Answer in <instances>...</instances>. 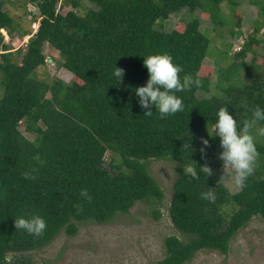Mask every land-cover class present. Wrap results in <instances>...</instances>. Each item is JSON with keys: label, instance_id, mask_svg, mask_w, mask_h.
Segmentation results:
<instances>
[{"label": "trees", "instance_id": "16d2710c", "mask_svg": "<svg viewBox=\"0 0 264 264\" xmlns=\"http://www.w3.org/2000/svg\"><path fill=\"white\" fill-rule=\"evenodd\" d=\"M22 1L39 10V28L25 48L13 52L6 38L18 27L0 0V264H33L27 254L64 232L76 236L81 224L111 223L140 202L161 206L165 195L149 171L153 160L179 169L169 217L181 237L165 239V257L157 264H186L203 250L227 256L241 229L254 218L264 220V137L256 139L253 174L233 194L225 184L231 175L218 156L219 138L208 131L220 107H228L240 122L251 120L257 105L264 108V66L256 62L264 49L259 36L264 0L255 2L259 17L239 50L229 57L233 44L226 41L224 51H217L218 66L233 62L219 69L221 94L208 99L204 94L211 93L214 68L205 62L215 53L214 41L201 31L199 19L182 18L171 31L164 24L200 9L213 21L240 27L238 0ZM225 3L227 16L220 13ZM46 44L73 74L71 84L38 77L51 59ZM157 53L173 57L183 70L181 78L199 80L198 86L176 93L184 110L163 118L155 108L146 115L132 91L148 79L141 56ZM248 55L253 59L245 64ZM114 66L124 70L119 83ZM22 125L33 140L20 131ZM260 127L264 121L254 123L251 134L257 136ZM202 138L209 140L203 153ZM190 159L208 166L211 174L193 179L184 173ZM25 172L34 178L26 179ZM81 189L92 199L81 196ZM208 191L214 199L204 198ZM32 215L46 221L41 236L15 229L14 219ZM161 218L156 210L154 219Z\"/></svg>", "mask_w": 264, "mask_h": 264}, {"label": "rangeland", "instance_id": "374dc122", "mask_svg": "<svg viewBox=\"0 0 264 264\" xmlns=\"http://www.w3.org/2000/svg\"><path fill=\"white\" fill-rule=\"evenodd\" d=\"M4 1L5 11L14 19L18 27L13 36L6 38V41L9 39L13 52H15L20 48H25L30 37L37 32L40 20L39 10L33 5L25 4L22 0ZM259 1L238 0L237 15L242 18L240 27L235 25L237 22H232V25L228 26L219 19L213 21L208 12L200 9L190 14L183 11L165 22V31H171L182 18L199 19L201 31L208 34L214 41L212 46L215 53L205 62L206 65L214 68L212 88L211 93L204 94V98L208 99L210 95L221 94L216 87L220 76L219 69L225 67L226 63L230 65L233 60L232 58L227 59L218 66L216 64V56L219 55L217 51H224L223 42L226 41L233 44L229 57L239 50L254 29V22L259 17L260 8L255 3ZM220 13L225 16L230 14L227 3L221 5ZM225 20L228 21V18L226 17ZM25 32L30 35L24 36ZM231 32L233 34L241 32L242 35L238 38ZM259 36L264 38V28ZM211 49L212 47L210 51ZM258 53L259 59L256 62L263 67L264 49L259 50ZM45 54L48 59H51L48 60V65L37 71L38 77L47 81L58 78L71 84L74 76L61 67L59 53L46 44ZM252 59V55H248L244 60L245 64H250ZM20 131L30 140L34 139L32 135L27 134L24 125L20 127ZM110 160L111 156L108 154L106 161L110 162ZM148 165L152 177L165 195L161 206L140 202L129 214L120 215L111 223L81 224L76 236H70L64 232L47 247L27 254L33 264H157L161 261L166 252L165 239L172 235L181 237L169 217L173 185L179 175V169L176 163L167 160H153ZM225 172L231 175L225 182L227 188L231 193H237L239 187L235 184L233 171L226 168ZM156 210L162 213L160 220L154 219ZM186 264H264V220L259 217L254 218L245 228L241 229L232 240L227 256L216 251L203 250Z\"/></svg>", "mask_w": 264, "mask_h": 264}, {"label": "clouds", "instance_id": "9594fccd", "mask_svg": "<svg viewBox=\"0 0 264 264\" xmlns=\"http://www.w3.org/2000/svg\"><path fill=\"white\" fill-rule=\"evenodd\" d=\"M143 67L146 68L148 79L142 86H136L134 91L138 98V104L142 109H146V115L153 113L152 108L159 113L161 118L174 115L184 110L182 98L176 93L189 90L193 85L199 84V80L193 79L190 75L180 73L182 68L173 62V57L168 53H157L141 56ZM114 77L117 83L122 81L124 70L114 66ZM264 121V108L256 106L252 109L251 120L240 122L228 107H220L215 113V121L212 125L209 137H218L220 148L218 156L223 162V168H230L234 173L236 186L242 188L249 176L254 172V166L258 156L256 148L257 137H264V127H260L257 136L251 134L252 125L256 122ZM201 152L203 153L209 145V140L202 138ZM191 147V144H190ZM192 149V147H191ZM191 160V159H190ZM35 171V170H33ZM183 172L190 175L193 179H198L201 173L210 175L211 169L206 166H197L191 160ZM25 178H34L30 172H25ZM80 195L88 200L87 189H81ZM204 198L214 199L211 191L205 192ZM16 231L22 230L33 236L43 235L47 225L43 217L32 215L29 217L19 216L14 219Z\"/></svg>", "mask_w": 264, "mask_h": 264}]
</instances>
